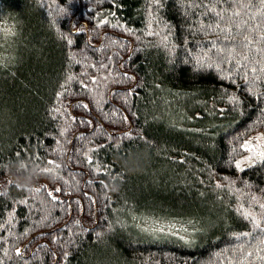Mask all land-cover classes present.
Returning <instances> with one entry per match:
<instances>
[{"label":"trees","instance_id":"1","mask_svg":"<svg viewBox=\"0 0 264 264\" xmlns=\"http://www.w3.org/2000/svg\"><path fill=\"white\" fill-rule=\"evenodd\" d=\"M260 10L0 0V264H264Z\"/></svg>","mask_w":264,"mask_h":264},{"label":"snow or ice","instance_id":"2","mask_svg":"<svg viewBox=\"0 0 264 264\" xmlns=\"http://www.w3.org/2000/svg\"><path fill=\"white\" fill-rule=\"evenodd\" d=\"M154 2H158V0H154ZM260 4H261V10L260 12L258 13V15L260 16H264V0H260ZM252 5L249 4V7H251ZM225 15L226 13L225 12H217L216 13V16L217 18L223 22L224 19H225ZM240 13L239 12H233L232 13V16L235 17V16H239ZM105 23H107V21H105ZM209 27H211V25H209ZM216 28H219L220 25L219 23H217L215 25ZM231 29H221V31H230ZM150 35L153 34V33H149ZM158 34V33H157ZM166 39V37H165ZM245 40L247 41V37L245 38ZM261 40H264V36L261 37ZM69 43H71V41H69ZM247 43L245 44V47H247ZM223 51V50H221ZM234 51V49H233ZM262 51H264V49H262ZM245 60H247L248 58L247 57H244ZM225 62H230L228 61L227 57H225ZM199 63V61H198ZM261 71H264V68L261 69ZM86 107V105H85ZM260 139H264V137H258L257 140H260ZM252 143L251 141H248V142H245L243 145H241L242 149L248 153H250L251 155H249L245 160H239V161H236L235 163V167L240 170V171H243L244 169L241 167L242 164L244 163H248L249 166H251V163L252 161L256 160V159H259L261 161H264V145H261V144H256L255 147H252ZM51 163V161L49 162ZM57 192L60 191V189H56ZM49 196H52L53 194L51 192L48 193ZM53 199H55V197H53ZM261 208H264V204H261L260 205ZM246 215V218L248 216V214H245ZM253 221L255 223V226L256 227H259V223L258 222H255V218H253ZM18 256L21 255V253L18 251L16 253ZM251 255V253L249 254ZM261 259H264V257H261Z\"/></svg>","mask_w":264,"mask_h":264},{"label":"rangeland","instance_id":"3","mask_svg":"<svg viewBox=\"0 0 264 264\" xmlns=\"http://www.w3.org/2000/svg\"><path fill=\"white\" fill-rule=\"evenodd\" d=\"M258 137H264V135L262 134V132H257L256 134L253 135V137L249 138L247 140V142L248 141L253 142L252 143V147H255L257 143L258 144H261V145H264V139L257 140ZM249 155H251V154L248 153V152H246V151H244V153L241 155L240 158H238L237 161H239V160H245ZM258 160L259 159H256V160L252 161L251 165L254 164L255 161H258ZM248 165H249L248 163H244V164L241 165V167L244 168V167H247Z\"/></svg>","mask_w":264,"mask_h":264},{"label":"water","instance_id":"4","mask_svg":"<svg viewBox=\"0 0 264 264\" xmlns=\"http://www.w3.org/2000/svg\"><path fill=\"white\" fill-rule=\"evenodd\" d=\"M74 31V30H73Z\"/></svg>","mask_w":264,"mask_h":264}]
</instances>
